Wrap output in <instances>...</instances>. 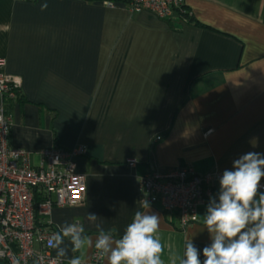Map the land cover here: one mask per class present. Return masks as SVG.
Masks as SVG:
<instances>
[{
    "label": "crops",
    "instance_id": "0c3cea01",
    "mask_svg": "<svg viewBox=\"0 0 264 264\" xmlns=\"http://www.w3.org/2000/svg\"><path fill=\"white\" fill-rule=\"evenodd\" d=\"M107 1L0 0V57L21 81L10 143L33 166L44 149L82 148L84 201L52 208L55 227L80 223L94 238L93 213L122 235L135 211H149L160 216L164 264L190 239L203 261L210 201L180 229L176 214L141 209L139 178L183 165L224 172L248 152L264 155V0H185L198 24ZM65 244L62 259L90 261L93 248Z\"/></svg>",
    "mask_w": 264,
    "mask_h": 264
},
{
    "label": "built area",
    "instance_id": "2783aa9c",
    "mask_svg": "<svg viewBox=\"0 0 264 264\" xmlns=\"http://www.w3.org/2000/svg\"><path fill=\"white\" fill-rule=\"evenodd\" d=\"M130 12L147 10L159 19H172L186 12L185 0H119ZM113 5L112 0L107 1ZM0 57V264H68L57 258L47 241L58 231L47 217L52 208L82 204L85 177L76 171L75 157L81 147H59L40 152L37 166L30 163L28 151L10 143L11 113L8 102H17L20 78L5 71ZM157 136L156 139H159ZM127 165H135L128 159ZM223 172L196 173L191 165L174 172L146 173L139 178L142 202L148 201L162 213L178 216L180 229L194 219L197 207L213 197V189ZM264 190V183H261ZM102 257L93 248L91 259L83 264H99Z\"/></svg>",
    "mask_w": 264,
    "mask_h": 264
},
{
    "label": "clouds",
    "instance_id": "9594fccd",
    "mask_svg": "<svg viewBox=\"0 0 264 264\" xmlns=\"http://www.w3.org/2000/svg\"><path fill=\"white\" fill-rule=\"evenodd\" d=\"M48 5L42 4L41 11ZM234 170H224L219 179L218 200L210 198L203 215L204 228L210 234L211 244L203 248L201 261L192 239L185 241L182 252L176 254L175 264H264V192L260 191L264 178V155L248 152L233 162ZM148 201L141 209L149 210ZM98 216L87 213V220L95 224L97 235L85 233L80 223L57 225L47 241L56 250L57 258L83 247L95 248L106 264H164V251L159 238L160 216L137 210L122 235L115 229H105L96 223ZM68 264H83L73 256Z\"/></svg>",
    "mask_w": 264,
    "mask_h": 264
},
{
    "label": "trees",
    "instance_id": "16d2710c",
    "mask_svg": "<svg viewBox=\"0 0 264 264\" xmlns=\"http://www.w3.org/2000/svg\"><path fill=\"white\" fill-rule=\"evenodd\" d=\"M181 19L184 22H187V23L198 24V22L196 21V19L189 12H187V11L183 15H181ZM201 26H204L205 27V25H203V24ZM19 100H21V93L18 92L17 101H19ZM12 104H13V102H8V104H7V111L9 113H10V107H11ZM211 198H216V197H215V195H213V197H211ZM208 201H210V199Z\"/></svg>",
    "mask_w": 264,
    "mask_h": 264
}]
</instances>
